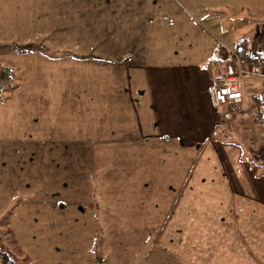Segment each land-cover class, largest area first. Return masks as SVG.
Returning <instances> with one entry per match:
<instances>
[{"label":"crops","instance_id":"crops-1","mask_svg":"<svg viewBox=\"0 0 264 264\" xmlns=\"http://www.w3.org/2000/svg\"><path fill=\"white\" fill-rule=\"evenodd\" d=\"M2 1L6 9L22 10L16 0ZM213 1H204L205 5L193 11L190 5L179 8L196 35H203L201 47L183 43V39H192L179 31L178 38L170 35L151 40L150 49L166 61H150L146 45L125 44L121 35L113 46L98 41L94 46L110 49L100 59L119 62L122 71H117L116 79L120 82L111 87L104 78L103 92L95 98L79 97L72 105L76 122L73 136L67 141L88 148L84 156L81 151L72 155V180L80 183L83 174L88 179V190L92 184L97 193L96 209L89 214L94 222L98 216L106 225V234L112 231L115 220L135 225L137 238L129 248L136 247L137 255H148L143 264H264V149L258 150L254 141L248 140L246 132L256 135L257 131L248 124L246 112L222 124L221 111L212 107L207 92L209 85L223 76V62L216 56L218 42L230 48L241 44L263 53L264 31L240 32L247 22L240 24L238 17L249 9L247 4ZM32 5L33 0L29 8ZM257 7L252 6V10ZM31 13L26 23L32 27L46 24L41 15ZM138 13L141 17L142 10L138 9ZM214 13L237 18L227 22L232 31L216 27L218 22L208 25L207 18ZM13 17H9L10 23L15 22ZM44 17H48L47 12ZM148 20L146 17L144 21ZM134 29L133 34L140 32ZM225 33L230 35L224 37ZM36 44L26 43L30 49L25 51L40 57L60 54L62 59L64 54L74 61L78 53L74 49L85 50L65 41L53 42L56 49L44 41ZM135 53L139 57L131 62ZM244 91L256 115L264 117V80L245 77ZM45 106L40 109L44 111ZM238 108L243 111L245 105ZM222 109L224 112L226 108ZM88 120L93 124L84 127ZM97 145H104V149H97ZM113 158L120 161L118 167L97 170L99 159ZM79 163L85 172L76 167ZM41 199L47 208L56 209L53 201L49 203L43 195ZM118 245L122 250L127 248L120 242Z\"/></svg>","mask_w":264,"mask_h":264},{"label":"rangeland","instance_id":"rangeland-1","mask_svg":"<svg viewBox=\"0 0 264 264\" xmlns=\"http://www.w3.org/2000/svg\"><path fill=\"white\" fill-rule=\"evenodd\" d=\"M204 1L214 2L33 0L29 8L32 0H16L22 10L19 7L18 10H10L4 7L7 5L5 1L0 0V64L12 69V82L17 85V88L0 92V248L9 253L10 264H143L147 259L148 255L144 253L137 255L136 247L129 248V244L137 238L135 225L115 220L110 228L112 231L106 234V225L100 223L98 216L94 222L89 214L96 209L97 193L92 184L91 190H88V179L82 177L83 174L80 183L72 180V155L81 151L80 154L84 156L88 150L84 144L77 146L67 141L73 136L76 122L72 105H76L80 98H95L98 92H103L104 78L113 85L111 87L118 85L120 80L116 79V75L117 71H122L120 64L100 59L110 52V49L100 47L103 44L113 46L120 35L125 44L136 47L138 44L146 45L150 61L163 58V55L155 54L150 49L151 40L155 37L174 35V38H178L181 37L179 31L189 34L188 38L192 39H183V43L201 47L203 35H196L197 31L190 28L179 8L190 5L193 11L195 7L205 5ZM235 2L247 4L249 8L241 11L238 17L240 24L247 22L240 32L264 31V0ZM255 5L258 10L253 11L252 6ZM138 9L142 10L141 17ZM32 11L35 16L41 15L46 24L32 27L26 23L25 18ZM209 11H213V8ZM45 12L47 18L44 17ZM12 14L15 22L10 23L8 20ZM193 16L207 27L199 16ZM222 16L214 13L207 18V24L216 25L218 22L216 27H225L228 33L232 29L227 28V22L237 18ZM146 17L150 18L148 23L144 21ZM133 29L140 32L133 34ZM227 33L224 37L230 35ZM33 41L36 45L44 41L46 46L51 47L53 42H71L85 50L75 48L78 53L74 61L64 54L63 59L60 54L40 57L39 54L25 51L30 49L26 43ZM98 41L102 44L94 46ZM57 50L66 52L60 47ZM66 50L73 52L70 48ZM138 57L135 53L132 58L130 56V61L135 62ZM75 76L80 80H75ZM249 105L253 113H246L248 124L257 132L256 135L254 132L246 134L248 140L254 141V146L257 145L259 149L260 143H264L260 136L262 127L255 125L259 116L250 100ZM42 106H45L44 111L40 109ZM93 122L86 121L84 127ZM97 149L103 150L104 145H97ZM97 162L100 164L97 170L103 171L114 169L120 163L114 158L112 161L99 159ZM81 163L76 167L84 171ZM85 164L87 166L88 160ZM86 170L89 173L91 169L87 166ZM87 177L93 179L92 176ZM75 186L82 190H76ZM42 195L49 203L53 201L57 205L55 210L41 203ZM89 218L91 222H87ZM119 242L127 248L122 250ZM151 249H155L154 245Z\"/></svg>","mask_w":264,"mask_h":264},{"label":"built area","instance_id":"built-area-1","mask_svg":"<svg viewBox=\"0 0 264 264\" xmlns=\"http://www.w3.org/2000/svg\"><path fill=\"white\" fill-rule=\"evenodd\" d=\"M216 51V56L223 62V76L213 81L207 92L214 109L226 108L219 116L220 122L229 123L240 112L253 113L248 95L244 91V78L257 75L264 80V63H257L255 57L257 50L250 51L242 45L230 48L218 42ZM262 101L264 102V92ZM240 104L245 105L243 111L238 108ZM257 124L264 128V117H259L255 125ZM260 134L263 139L264 131Z\"/></svg>","mask_w":264,"mask_h":264},{"label":"trees","instance_id":"trees-1","mask_svg":"<svg viewBox=\"0 0 264 264\" xmlns=\"http://www.w3.org/2000/svg\"><path fill=\"white\" fill-rule=\"evenodd\" d=\"M258 54H261L260 58H258ZM255 57H256V61L258 64L264 63V52L260 53V51L258 50L257 53H255ZM12 72L13 71L11 68H9L8 66L4 64H0V92L4 91V89L11 90V89L17 88L16 83L13 84L12 82V78H13ZM261 130L264 131V128L262 127ZM263 142H264V137H263ZM262 149H264V143L261 145V147L258 150H262ZM8 254L9 253H7L6 251L0 248L1 264H10V259H9Z\"/></svg>","mask_w":264,"mask_h":264}]
</instances>
